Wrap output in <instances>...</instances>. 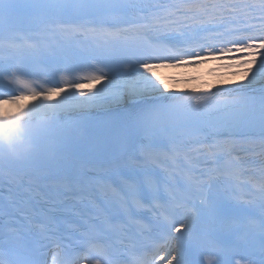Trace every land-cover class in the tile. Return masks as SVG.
<instances>
[{"label": "snow or ice", "instance_id": "snow-or-ice-1", "mask_svg": "<svg viewBox=\"0 0 264 264\" xmlns=\"http://www.w3.org/2000/svg\"><path fill=\"white\" fill-rule=\"evenodd\" d=\"M61 7H72L84 13L96 10L106 13L107 18L94 21L84 15L79 21L71 22L40 20V31L59 32L69 42L82 38L87 44L83 52L63 59L59 66L42 73V82L36 73L27 68H14L0 59V97L6 96L8 101L15 103L30 95L33 101L14 115H0V157L11 152V145L29 140L35 121L63 112L87 116L93 108H106L125 101L147 102L149 111L179 109L191 114L202 110H220L213 103L216 93L210 90L205 94H179L168 90L165 80L157 75V69L161 67H190L209 60H229L231 62L226 67L241 69L246 83L241 81L235 82V87H219L217 92L221 94L241 91L258 80H264V0H259V4L249 0H173L155 5L79 3ZM129 8L148 14L135 20L126 19L124 11ZM16 9L13 0H0V27L13 19ZM201 32L214 34L198 39ZM22 46L6 44L0 38V53L6 47ZM26 46L37 47L31 43ZM233 53L236 55H228ZM85 80L88 82L87 91L83 90L81 82ZM166 101L173 103L166 104ZM257 112L264 121V96L258 102L253 99L249 111L240 115L243 119L251 120ZM239 123L224 125L217 122L210 126L217 129V134H232ZM144 126V121L138 119L129 121L126 127L129 133H135ZM193 168L194 163L185 169L189 194L202 190V182L191 175ZM114 174L123 177L119 170ZM4 182L0 175V183ZM121 182L125 187L119 193H113L112 200L118 203V211L129 218L145 202L151 204L160 198L149 180L130 183L127 177H123ZM80 183L84 186L91 181L82 179ZM172 198L175 199V196ZM2 199L0 196V202ZM205 199L201 200V205L205 204ZM153 207L160 209L157 235L150 246V254L142 257L139 264H173V261L181 264L182 253L180 256L169 253L170 258L167 259L161 253L166 249V237L171 235L172 230L183 235L181 230L187 229L189 225L168 214L161 205ZM207 210L213 213L227 211L222 202ZM0 211L3 209L0 208ZM53 222L54 218H50L49 226ZM261 227L264 229V222ZM81 241L72 250L73 264L81 259L86 260L87 264H112L113 245L102 225L89 224L81 233ZM67 260L65 251L63 257L54 255L52 264H67ZM241 262L257 264L242 249L227 252L217 264ZM0 264H5L3 246H0ZM8 264L27 262L10 259ZM195 264L203 262L196 261ZM258 264H264V256Z\"/></svg>", "mask_w": 264, "mask_h": 264}, {"label": "bare ground", "instance_id": "bare-ground-1", "mask_svg": "<svg viewBox=\"0 0 264 264\" xmlns=\"http://www.w3.org/2000/svg\"><path fill=\"white\" fill-rule=\"evenodd\" d=\"M260 87L264 88V81L259 84ZM256 87V86H254ZM32 98H26L21 102H5L2 101L0 103V115H14L16 112L23 108V106L30 105L32 103ZM252 142H244L236 145H229L227 143H223L220 145H213L212 148H206L203 153H201L200 160L203 163L210 164L214 160L218 159L221 156H224L225 152L230 150L233 151H242L248 147L257 149V155L247 154L245 155V160L248 163H251L253 166L250 170H253L255 174L263 173L264 171V141L256 144H251ZM262 145V146H261ZM254 155V156H250Z\"/></svg>", "mask_w": 264, "mask_h": 264}, {"label": "rangeland", "instance_id": "rangeland-1", "mask_svg": "<svg viewBox=\"0 0 264 264\" xmlns=\"http://www.w3.org/2000/svg\"><path fill=\"white\" fill-rule=\"evenodd\" d=\"M201 69L199 72V75H198V79L202 82V83H209V82H214L216 81L215 78H212L211 76H208V74H206L208 71H207V68L204 66V65H200V68ZM211 75V74H209ZM163 78L164 75H162ZM213 76V75H212ZM165 80V79H164ZM241 81H244V76H243V79H241L239 82ZM264 80H258L257 82H255L253 85L255 84H260L261 82H263ZM166 84H167V81L165 80ZM246 83V81H244Z\"/></svg>", "mask_w": 264, "mask_h": 264}]
</instances>
